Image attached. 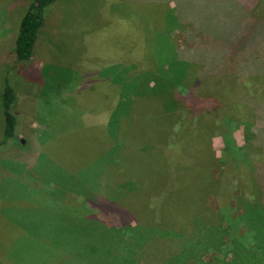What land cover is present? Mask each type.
<instances>
[{"label":"trees","instance_id":"16d2710c","mask_svg":"<svg viewBox=\"0 0 264 264\" xmlns=\"http://www.w3.org/2000/svg\"><path fill=\"white\" fill-rule=\"evenodd\" d=\"M140 1L172 4L164 17L167 29L194 25L202 37L185 38L191 46L180 48L160 35L153 50L156 75L148 79L126 82L128 68L117 65L98 72L121 85L122 96L134 94L126 114L139 112L137 99L162 98L160 110L169 124L158 118L150 128L132 124V118L121 148L127 156L159 157V175L142 189L130 184L116 200L61 208L55 223L88 231L78 235V246L88 249L91 259L82 256L80 264H264V124L253 125L255 112L264 110V0ZM55 2L30 0L20 15L12 49L17 66L33 57L46 10ZM13 73L3 77L0 146L16 139V93L7 81ZM139 80L143 85L137 90ZM240 126L241 147L232 137ZM217 136L221 156L211 145ZM95 214L103 222L91 218ZM177 223L192 226V233L179 231ZM172 238L176 249L163 252ZM198 250L218 256L206 263Z\"/></svg>","mask_w":264,"mask_h":264},{"label":"rangeland","instance_id":"374dc122","mask_svg":"<svg viewBox=\"0 0 264 264\" xmlns=\"http://www.w3.org/2000/svg\"><path fill=\"white\" fill-rule=\"evenodd\" d=\"M29 1L0 0V141L7 71L14 72L7 81L16 93L17 117L16 139L0 146V264H80L82 256L91 259L90 251L78 246V235L88 231L78 230L77 224L71 228L55 223L56 213L80 209L89 199L116 200L130 184L133 189L145 187L159 175L162 161L146 153H123L127 129L132 118V124L158 118L169 124L160 110L161 97L137 99L139 112L126 114L134 94L126 91L122 96L121 85L98 72L117 65L128 68L121 75L126 82L139 76L148 79L156 75L153 50L160 35L180 48H190L185 38L202 37L194 25L167 29L164 17L172 4L56 0L46 10L33 57L17 66L13 42ZM141 85L139 80L137 90ZM56 89L61 92L56 94ZM263 124L264 110H258L253 125ZM232 137L237 146H244V127ZM211 145L221 156L222 139L214 137ZM210 200L217 207L216 199ZM91 218L102 221L100 215ZM175 226L179 231L192 229L184 223ZM176 242L170 239L163 252L176 249ZM198 251L206 263L218 256Z\"/></svg>","mask_w":264,"mask_h":264},{"label":"water","instance_id":"95a60500","mask_svg":"<svg viewBox=\"0 0 264 264\" xmlns=\"http://www.w3.org/2000/svg\"><path fill=\"white\" fill-rule=\"evenodd\" d=\"M21 143H23V141H21Z\"/></svg>","mask_w":264,"mask_h":264}]
</instances>
